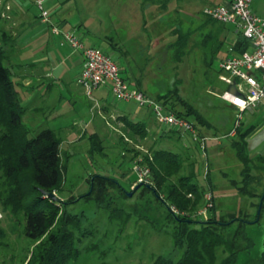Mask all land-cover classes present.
I'll list each match as a JSON object with an SVG mask.
<instances>
[{
  "label": "rangeland",
  "instance_id": "obj_1",
  "mask_svg": "<svg viewBox=\"0 0 264 264\" xmlns=\"http://www.w3.org/2000/svg\"><path fill=\"white\" fill-rule=\"evenodd\" d=\"M138 1L146 3L155 0ZM222 1L185 0L179 3L177 0L171 1L169 10L174 12L178 10V16L170 14L167 27L152 30H145L146 27L147 29L150 27L152 6L142 7V10L135 14L137 19L129 24L130 29L118 26V29L111 30V25L105 19L103 29L93 31L96 37L94 46L108 51L109 56L120 67H130L135 75L141 76L144 82L143 88L151 98L156 94L167 92L177 79L181 80V96L206 120L221 125L224 117L229 121L230 112L223 107V102L219 99L226 88L218 80L219 63L228 55L230 44L237 40L239 32L233 25H227V30L224 32L221 29H214L215 26L198 29L202 20L193 23L190 17L194 16L197 19L206 6L220 4ZM23 6L33 13L37 11L30 1L24 2ZM1 7L0 0V45L4 40L10 42L18 38V44L13 42V49L8 50L11 63L6 62V64L13 67L14 80L21 86L18 91L23 98V105L27 108L24 122L33 129L49 128L63 141L62 157L66 172L63 190L57 196L66 202H73L76 198L83 197L90 191V179L94 175L116 179L127 189L133 185L135 188L142 184L139 182L136 167H148L140 164L145 156H151V153L158 148L183 154L189 159L188 163L195 160L196 181L207 189L206 175L210 171L211 181L216 190L214 204L219 223L238 219L230 225H220V233L231 239L235 237L237 230H241L240 236L235 239L239 247H247L250 242L253 243L250 249L240 252L237 260L230 264H257L264 253V209L258 217L257 205L261 200L238 192L237 186H242L243 165L232 148L234 139L226 135L223 127L216 125V129H203L208 139L206 151L190 134L177 132L171 133L169 139L161 138L162 134L171 132L172 129L159 124L151 111L142 109L141 116L145 115V119L149 122V130L160 136L152 135L150 132L146 137L133 135L118 117L111 115L109 117L99 110L102 103L99 105L96 101L100 99L97 93L91 96L79 85L75 86L77 85L75 79L80 69L72 61H67V54L70 53L68 48L57 50V46L51 43H42L37 37L42 30H21L16 26L12 27L11 20L15 21L14 25L19 23V19L7 12L3 13ZM89 16V20L96 21L92 15ZM92 26L95 28V23ZM177 28L185 34L193 30L185 50L186 55L180 63L174 62L173 52L170 49V45L176 40L173 29ZM209 31L212 38L208 39L209 43L206 46L202 45ZM108 34L115 36L114 41L118 44L114 51L103 43V37ZM159 35L163 38H153ZM142 37H145V40L148 38V44ZM221 42L225 44L219 51ZM208 61H210L209 67ZM126 71L125 74L128 75V70ZM25 72L34 76L35 84L30 83L29 79L26 80ZM128 76L124 77L130 80V75ZM32 88L33 91H27ZM106 97L108 104L113 105L112 98ZM113 108L118 112L130 110L133 114L132 110H139L140 107L118 102ZM190 120L195 122L193 117ZM236 121L238 123L241 120ZM74 129L85 130L87 133L79 131L80 137L74 141L77 138V134L73 133ZM94 131L103 140L96 151H93L88 139ZM257 174L260 175L261 181L252 184L249 191L260 195L264 192V171H259ZM1 175L0 172V264H28L37 243L25 236L23 214L14 213L11 208L5 206ZM110 194L118 195L117 192L112 193V191ZM69 210L73 214L86 212L89 222L86 223L85 228L92 230V234L84 244L97 245L76 264L101 263L100 253L103 250L108 251L106 261L109 264H150L156 257L170 256L172 253V237L166 232L158 233L152 230L144 222L138 224L133 221L124 232H121L119 225L110 224L107 214L98 211L94 202H86L82 199L72 203ZM244 221H248V224H243ZM176 253L175 259L181 257V252ZM227 256L223 255L222 249L218 250L217 264H221Z\"/></svg>",
  "mask_w": 264,
  "mask_h": 264
},
{
  "label": "trees",
  "instance_id": "obj_2",
  "mask_svg": "<svg viewBox=\"0 0 264 264\" xmlns=\"http://www.w3.org/2000/svg\"><path fill=\"white\" fill-rule=\"evenodd\" d=\"M195 18L190 17V21L197 23L198 20H202L198 29L215 26L214 29H221L222 32L227 30L226 24L213 20L203 12L197 19ZM211 31L206 34L202 45L206 46L209 43L208 39L212 38ZM173 35L176 36V40L170 45V49L173 52L174 62L180 63L186 55L185 50L193 30L185 34L177 28L173 29ZM3 42L0 45V172L5 206L11 208L14 213L23 214L25 236L37 243L28 264H76L80 258L97 247L96 244L92 246L84 244L85 240L89 239L88 236L92 234V230L85 228L86 223L89 222L86 212L73 214L69 210L72 203L82 199L86 202H94L96 209L107 214L110 224L117 223L121 232L135 221L138 224L146 223L158 233L163 231L169 234L173 242L172 253L170 256H158L150 264H217L220 249L223 255H228L221 264H230L237 260L240 252L253 246L250 242L247 247H239L235 239L240 236L241 230H237L235 237L231 239L220 233V225L227 226L238 219L234 218L233 222L219 223L215 204L208 220L196 217L198 210L205 205L208 190L212 192L213 201L215 200V187L211 181L210 171L206 175L207 189L196 181L195 160L188 163L189 159L183 154H177L165 148L154 150L151 156H145L140 163L151 169L152 184L150 185L142 184L137 190L133 185L127 189L116 179L94 175L90 179V194L88 192L73 202H66L59 198L57 194L63 190L66 172L62 157L63 141L49 128L33 129L24 122L27 108L23 105V98L18 91L21 86L14 80L13 67L6 64V62L11 63L8 50L13 49L15 41L4 40ZM224 44L221 42L219 51ZM250 49L251 43L238 33L237 40L228 49L227 57L239 56ZM17 66L21 67V65ZM207 66H210V61L207 62ZM220 74L219 70V81ZM121 75L131 87V79L125 78L122 73ZM78 85L82 88L79 83ZM171 86L167 92L156 94L151 98L141 83L136 85L138 90L146 93L168 111L191 122L199 135L206 138V134L201 129L208 127L209 121L181 96V80L177 79ZM141 108L152 112L150 108ZM191 117L195 119V122L190 120ZM118 120L133 135L147 136V123L134 122L128 117H119ZM234 126L226 135L236 131L237 138L233 140L232 148L243 165L242 186L236 185L238 192L261 200L264 192L257 195L249 191L252 184L261 181L257 172L264 171V157L253 158L247 152L246 139L254 129L253 127L243 129L236 124ZM171 133L176 134L177 131L171 130L162 134L161 138L169 139ZM88 139L93 151L98 150V145L101 146L103 143V140L95 133L90 134ZM110 191L117 192L118 195H111ZM129 193L133 194L132 197L128 195ZM50 194H55L56 199L49 197ZM263 209L264 202L262 211ZM243 224H248V221H244ZM176 252L182 253L178 259L174 258L177 257ZM100 255L101 263L99 264H109L106 261L108 251L103 250ZM257 264H264V253Z\"/></svg>",
  "mask_w": 264,
  "mask_h": 264
},
{
  "label": "built area",
  "instance_id": "obj_3",
  "mask_svg": "<svg viewBox=\"0 0 264 264\" xmlns=\"http://www.w3.org/2000/svg\"><path fill=\"white\" fill-rule=\"evenodd\" d=\"M35 5L41 23L50 28L51 34L61 38L63 44H67L74 51L82 53L85 63L78 83L89 95L95 90L110 87L115 101L150 108L159 124L192 135L194 141H199L201 148L205 149L208 139L201 137L191 122L177 117L144 92L131 88L123 79L119 66L109 55L98 48L86 47L76 32L64 30L52 18L46 8V0H35ZM203 13L219 23L235 26L236 30L251 43L250 51L239 56H228L219 63L220 81L228 86H235L238 92V95L225 92L223 98L238 109L239 120L250 108L258 107L264 111V17L253 13L252 0H225L222 4L205 8ZM235 133L234 130L231 135ZM136 172L140 183L151 184L150 168L137 166ZM205 200L206 205L196 213V217L208 220L214 207L211 192L206 193Z\"/></svg>",
  "mask_w": 264,
  "mask_h": 264
},
{
  "label": "crops",
  "instance_id": "obj_4",
  "mask_svg": "<svg viewBox=\"0 0 264 264\" xmlns=\"http://www.w3.org/2000/svg\"><path fill=\"white\" fill-rule=\"evenodd\" d=\"M30 1L33 7L36 8V12L33 13L32 11L26 9L23 6L24 2ZM174 0H155L153 2L147 1L146 3H142L138 0H46V8L50 11L52 18L60 24L64 30L66 31H74L78 34L82 42L86 47H93L98 48L94 46L96 37L93 35V31L95 30H101L103 29V25L106 21L111 25V30L118 29V26L123 27L124 29H130V23L134 22L135 14L140 12V9L142 10V7H150L152 6V17H151V23L149 29L147 27L145 30H152V29H158L162 27H167L168 24V18L170 14H176L178 16V10L177 12L170 11L169 5L170 2ZM179 2H183L185 0H177ZM225 0H223L220 4L224 3ZM213 5V4H212ZM212 5L206 6L211 7ZM218 5V4H216ZM1 9L2 12L7 14H12L13 17L15 16L16 19H19V23H15L13 25L14 20H11L12 27L16 26L17 28H20L21 30H27V29H33V31L36 30H42L40 34L37 36L42 43H51L55 46H57V50L68 48L70 53L67 54V61H72L73 64H76L80 70V73L77 75V78L75 79V83L78 86V80L82 75L83 69H84V57L81 52L74 51L70 46L67 44H63L61 38L54 37L51 32L50 28L41 23L39 18V11L35 5V0H1ZM252 11L255 15L259 17H264V0H252ZM86 15V16H82ZM89 15H92L96 21L89 20ZM92 21V22H90ZM95 23V28L92 26V24ZM163 24H165L163 26ZM91 25V26H90ZM117 26V27H116ZM82 32V33H80ZM114 37L112 34H108L107 36L103 37V43L111 51H114L118 44L114 41ZM152 38V37H151ZM153 38H160L163 37L156 36ZM142 39L145 40V37H142ZM148 39V38H147ZM147 39L145 41H147ZM16 44H18V38L15 41ZM148 44V41H147ZM157 42H155V45ZM234 44L231 43L230 45ZM144 45V43H143ZM19 46V45H18ZM101 49V48H98ZM101 51H103L101 49ZM107 55H109L108 51H103ZM227 57V56H226ZM225 57V58H226ZM224 59V58H223ZM119 66V65H118ZM121 73L124 75L126 70H128V75H130L131 79V87L134 89H137L136 85L137 83H141L144 87V82L141 80L142 77L135 75L133 72V69L130 67H120ZM57 69V68H56ZM26 80H31L30 83L35 82L34 76H30L25 72ZM126 77H129L127 74H125ZM124 75V76H125ZM138 76V77H137ZM221 82V81H219ZM226 88L222 91L221 95L219 96V99L223 102L222 105L230 112L229 121H226L224 117V122L221 123V125H218L215 122L209 121L208 127H202V132L204 128H215L216 125L222 126L223 131L228 133L233 129L235 126H233L237 123V116H238V109L234 107L229 101H227L225 98H223V95L225 92H230L232 86H228L227 84L221 82ZM35 84V83H34ZM136 84V85H135ZM246 88V86H244ZM144 89V88H143ZM27 91H33L32 89H27ZM97 93L100 97L98 101V104L102 106L99 110H101L103 113H106L109 117L110 115L112 117H128L131 121L134 122H147L145 119V115L141 116L142 109L146 108H139V110L133 111L132 113L129 111H121L118 112L116 109L113 108V105H116L118 103L113 99L110 87H104L98 90H95L92 94ZM92 96V95H91ZM109 96L112 98V104H108L107 97ZM134 104L135 103H126V105ZM149 110V109H146ZM150 111V110H149ZM100 112V111H99ZM101 113V112H100ZM103 115V114H102ZM104 116V115H103ZM133 119H137L136 121ZM239 126L241 128L248 129L250 127H253V131L249 134L247 137V152L249 153L250 157H255L259 155H264V111L261 108H250L246 110L242 114V119L239 122ZM79 131H83L85 134L87 133L85 130H73V133L77 134V138L74 141H77L80 137ZM148 132H150L152 135L160 136L157 134L152 133L151 130H149L148 126ZM95 133L92 132V134ZM165 134V133H164ZM229 134V137L236 139L237 135L236 133L234 135ZM207 136V135H206ZM161 137V136H160ZM73 141V140H72ZM207 144V142H206ZM221 145V144H220ZM207 150V147L205 145V149ZM219 151V150H218ZM216 191V190H215ZM212 193V192H211ZM214 197L216 199V192L214 193Z\"/></svg>",
  "mask_w": 264,
  "mask_h": 264
},
{
  "label": "water",
  "instance_id": "obj_5",
  "mask_svg": "<svg viewBox=\"0 0 264 264\" xmlns=\"http://www.w3.org/2000/svg\"><path fill=\"white\" fill-rule=\"evenodd\" d=\"M231 93L234 94V95H238V92L236 90V87L235 86H232V89H231ZM142 184H139L135 187V189L137 190ZM90 194V193H89ZM130 197H132V193L128 194ZM49 197L53 198V199H56V195L55 194H50ZM263 202H264V195L262 196L261 198V202L259 204V211H258V217L260 216V213L262 211V206H263Z\"/></svg>",
  "mask_w": 264,
  "mask_h": 264
}]
</instances>
